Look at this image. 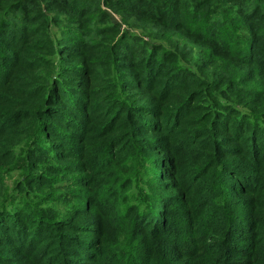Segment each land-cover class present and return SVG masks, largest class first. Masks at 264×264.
Instances as JSON below:
<instances>
[{
    "label": "trees",
    "instance_id": "obj_1",
    "mask_svg": "<svg viewBox=\"0 0 264 264\" xmlns=\"http://www.w3.org/2000/svg\"><path fill=\"white\" fill-rule=\"evenodd\" d=\"M0 264H264V0H0Z\"/></svg>",
    "mask_w": 264,
    "mask_h": 264
}]
</instances>
